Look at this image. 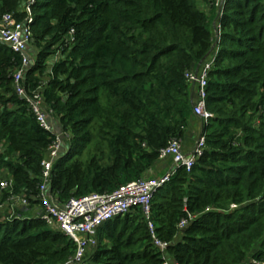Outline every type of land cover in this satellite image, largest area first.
<instances>
[{"label":"trees","instance_id":"obj_1","mask_svg":"<svg viewBox=\"0 0 264 264\" xmlns=\"http://www.w3.org/2000/svg\"><path fill=\"white\" fill-rule=\"evenodd\" d=\"M202 4L217 10L213 0H0V19L8 13L17 22L29 5L26 53L32 49L35 60L24 68V54L0 41V172L11 181L5 198L40 204L42 160L55 138L16 94V70L23 69L28 92L43 87L47 109L68 134L46 184L62 204L162 175L152 172L160 149L185 139L199 119L185 74L212 47L217 52L202 152L151 198L166 256L134 206L98 227L85 264H264V0H224L217 40ZM95 137L102 148L82 160ZM74 252L73 241L39 215L0 219V264H64Z\"/></svg>","mask_w":264,"mask_h":264},{"label":"built area","instance_id":"obj_2","mask_svg":"<svg viewBox=\"0 0 264 264\" xmlns=\"http://www.w3.org/2000/svg\"><path fill=\"white\" fill-rule=\"evenodd\" d=\"M32 2L33 0H29ZM220 11L224 0H213ZM27 17L23 21H16L11 14H3L0 19V41L4 42L13 51L24 54L23 67L32 64L26 54L31 37V12L29 5L25 7ZM220 25L214 24V33L218 39ZM217 52L216 49L210 54L207 60L200 64L197 70L188 71L185 74L186 80L191 84L194 92L193 113L201 121V129L191 147L186 151L180 140L171 139L168 144L160 149L158 158L165 160L170 158V169L160 176L141 178L129 181L118 186L108 193L91 192L80 197H72L62 204H58L47 192L46 184L50 176L54 161L64 152L65 138L68 136L58 120L54 119L52 112L47 109L43 98V87L38 85L34 90L27 91L21 84L23 69L13 73V85L16 94L24 99L29 109L35 115L37 121L45 130L51 131L55 138L46 151L42 160V182L39 186L38 199L43 208L39 217L51 228H55L67 235L75 244V252L64 264H85V255L89 249L96 245V233L98 227L111 218L121 216L132 207L141 208L148 227L151 231L155 246L164 253L168 242L160 240L154 234V225L150 219V203L153 193L161 187L179 167L190 169L193 162L202 152L204 146V135L202 126L207 124L209 114L206 109V87L208 72L212 68ZM57 57L55 56L54 60ZM11 185L10 180L0 179V190H5ZM25 199V198H24ZM235 207L234 205L230 206ZM188 219H181L177 227L183 229L188 224ZM163 264H178L166 259Z\"/></svg>","mask_w":264,"mask_h":264},{"label":"rangeland","instance_id":"obj_3","mask_svg":"<svg viewBox=\"0 0 264 264\" xmlns=\"http://www.w3.org/2000/svg\"><path fill=\"white\" fill-rule=\"evenodd\" d=\"M198 3L200 4L199 1H198ZM217 11H219V10L217 9ZM210 26H211V19H210ZM31 50L32 49H30L29 52L27 51L28 53H26V54H30V59H31L32 64H33L35 60L33 59L32 55H31L32 54ZM54 58L55 57L51 58L50 62L53 61ZM46 79H47V77H46V75H44L42 80H46ZM191 125L193 127H197V131H200L199 127H201V121L199 119H194V122H192ZM196 135H197V133H196ZM196 135L194 134L193 136H196ZM184 140L185 139L181 140L182 146H183ZM93 141L90 145H88V147L84 151L83 155L81 156L82 160H87V158L90 157V155H93L96 151V148H98V147L102 148V145L100 146L97 143V142H100L97 137H95ZM194 142H195V140H194ZM100 144H101V142H100ZM65 147L66 146H64V148ZM0 175H1L0 179H4V180L8 179V176H7L5 170H1ZM42 212H43V208L39 203L38 204L37 203H35V204L29 203V201L27 200V198L24 195H15V196H9L8 198H5L4 192L2 190H0V219H5V218L10 217L12 215L13 216L14 215H20L21 213L24 214L26 217H35L37 215H40ZM89 250L91 251V249H89Z\"/></svg>","mask_w":264,"mask_h":264},{"label":"crops","instance_id":"obj_4","mask_svg":"<svg viewBox=\"0 0 264 264\" xmlns=\"http://www.w3.org/2000/svg\"><path fill=\"white\" fill-rule=\"evenodd\" d=\"M202 8L207 12L209 19H211V28L214 29V23L217 19V14L218 11L215 8H211L208 5L202 4ZM211 17V18H210ZM197 127L190 126L189 129L187 130V136L185 137L184 143H183V148L186 149L187 151L191 150V147L193 146L195 138L198 135ZM197 133V135H196ZM196 136H193V135ZM171 167V162L170 159H165L158 161L156 164L154 170L152 171L154 174H163L167 172Z\"/></svg>","mask_w":264,"mask_h":264},{"label":"water","instance_id":"obj_5","mask_svg":"<svg viewBox=\"0 0 264 264\" xmlns=\"http://www.w3.org/2000/svg\"><path fill=\"white\" fill-rule=\"evenodd\" d=\"M213 50H214V47H212V48H211V50H210L211 52H210V53H212V52H213ZM199 66H200V64H199V65H197V67H196V70L199 68ZM192 91H193V90H192ZM193 101H194V98L192 99V102H193Z\"/></svg>","mask_w":264,"mask_h":264}]
</instances>
